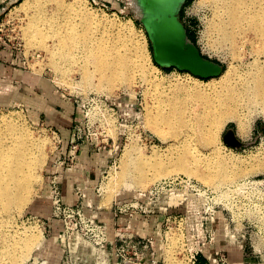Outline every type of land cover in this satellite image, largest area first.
Returning a JSON list of instances; mask_svg holds the SVG:
<instances>
[{
	"label": "rangeland",
	"instance_id": "rangeland-1",
	"mask_svg": "<svg viewBox=\"0 0 264 264\" xmlns=\"http://www.w3.org/2000/svg\"><path fill=\"white\" fill-rule=\"evenodd\" d=\"M55 1L57 0H0V47L17 50L21 57V66L27 73L41 79L43 83L52 85L58 95L66 96L72 102L75 111L74 119L77 122L74 127L80 125L83 119H91L93 122L108 119L110 125L109 134L113 138V140L109 141V145L115 149L113 160L109 164L110 167L103 174L100 185L94 189L95 203L91 204L85 201L84 205L87 206L88 211L93 209L98 212L100 220L107 222L110 226L114 221L115 202H119V200H135V198H141V200L149 199L150 189L156 184L150 183L146 188L138 187L132 178L135 172L132 176H129L130 179L123 175L126 178L123 177L126 182L122 178V181H124L122 184L120 183V175L123 174L128 150H132L131 158H136L134 163L139 164L134 165V168L140 165L149 167V163H152L154 159L163 163L164 167H172L173 163H175L174 161L177 162L176 154L178 153L169 148V144L154 132L155 128L161 124V110L164 112L163 107L167 91L175 88H185L193 100H196L193 98L196 95L212 96L218 89H221L225 80L224 76L230 71L229 68L233 67L232 75L236 76L238 74L236 72L238 66L243 65L242 58H246V61H253L252 48L257 50L264 45L261 41L252 43L249 41L254 37L253 30L248 29L249 27H242L237 29L235 33L233 32L234 40L232 43L220 42L215 37L213 38L208 33L207 27L213 18L210 4L214 0H187L181 11V18L188 30L189 38L198 45L205 57L221 63L224 67V75L218 76L217 82L209 85L210 79H202L176 68L165 69L154 63L151 43L142 24L140 11L132 0H81L82 9L94 16V19H106L109 23H121L132 26L133 36L138 42L139 64L146 74L145 77H139L138 75L130 84H125L128 86L118 85L120 87H112L117 84L114 83L111 88L109 87L106 90L90 89L86 87L79 66L71 62L64 63L61 70H56L53 66L52 58L49 57L46 51L48 47H52V39H47L43 47L38 43L27 42L28 38L30 40V31L28 29L32 25V21H35L36 18L39 19L37 14L40 15L41 12H46L47 15L52 16V13L61 9L56 5ZM72 1L64 0L66 4ZM41 2L44 3L40 4ZM73 17L77 19L78 16L73 15ZM66 19L67 15L60 17L62 23ZM97 24L95 23L94 25L95 30ZM46 28L48 29L50 26ZM244 35H247V40L243 39L242 36ZM39 45L41 46L39 47ZM24 95L23 103H14L0 110V120L14 119L25 123L33 133L32 135L42 143L46 153V162L40 172V181L34 189V200L29 206L24 208L21 216H19L23 230L29 231L28 233L36 232L41 236L44 234L43 242L31 251L30 257L25 263L98 264L97 260L99 261L100 257L96 252L105 250L107 258H105L104 264H115L116 254L113 242L107 243V246L103 248L101 244H95V238L91 233L79 226L69 230L72 235L69 234L67 236V248H63L65 239L59 236L62 234L60 232H64L63 223L59 221L61 227H56L57 223L52 219L50 222L53 225L52 229V227L47 225L49 221L44 219L52 211V200L49 213L36 211V208L33 209L38 196L45 189L48 167L51 157H53L57 148L59 137L58 130L54 127V124L50 127L47 123L39 120L46 119L47 115L44 112L40 113L37 100H34L32 95L27 92ZM190 105L200 106L197 102H190ZM248 121L251 127L250 133L246 137L239 134L235 122L228 121L226 123L224 128L219 131V137L216 140L217 155L229 162L228 166L231 173H241L242 171L239 170L246 169L243 172L246 175L243 179L246 178V181L253 184L256 181H262L261 184H255L261 190L257 192L251 189L250 187H253V185L249 184L245 186L248 189H243L244 192L239 190L240 188L237 189V187L233 186H230L227 191L226 188L224 192H220L207 187L196 179L200 185L214 191L216 200L214 203H208L204 195L201 194L192 197L196 199L195 203H192L194 208L198 210L204 209L203 211L206 212L204 214L206 218H201L198 222L200 230L207 232L214 230L216 232V241L208 256H215L218 252L226 251L231 264H244L245 258L251 255L252 252L254 234L244 231L243 220L246 218L255 219L259 227L264 230V113L255 111L250 114V117L248 115ZM230 131L238 133L236 138L244 145L233 146L226 142L224 136ZM169 156L172 159H169ZM204 163L206 161L200 160L193 161L190 164L200 167ZM260 166H263V169L257 170ZM151 169L153 170L154 168L152 167ZM149 173H152V171L148 170ZM163 179L166 178L161 180ZM109 180L110 182L113 181V185L110 188H106ZM118 184H121V186ZM109 191L112 193H109ZM245 191L248 192L246 193ZM103 192L106 193L103 194ZM108 193L110 197L112 195V198L109 197ZM183 198L184 201L174 205L171 203L167 207L169 214L176 210L186 214V201L188 202L189 199L187 197ZM158 203L160 205L161 201ZM160 212H164V210L161 209ZM111 216H113L112 219ZM161 217L164 218L163 216ZM158 223L161 225L157 232L151 233L157 241L156 263L151 259L146 264H169L170 260H176L182 262V264H190L187 255L183 253L184 236L181 230L166 229L163 220L158 221ZM175 227L178 228L177 226ZM237 232L238 234H234ZM174 234L178 238L173 236ZM70 235L72 236L71 241L69 239L71 238ZM170 235L173 236L174 242L172 245L174 247L172 250L169 249L170 252L168 253L167 246ZM142 236L146 235L142 234ZM262 236L264 240V235H260L256 240ZM175 241L178 243H175ZM48 246L49 248H47ZM261 246L264 249V245ZM228 248H231V256ZM241 250L243 253L242 258L240 256Z\"/></svg>",
	"mask_w": 264,
	"mask_h": 264
},
{
	"label": "bare ground",
	"instance_id": "bare-ground-1",
	"mask_svg": "<svg viewBox=\"0 0 264 264\" xmlns=\"http://www.w3.org/2000/svg\"><path fill=\"white\" fill-rule=\"evenodd\" d=\"M132 1L140 10L138 1ZM55 2L61 8L58 12L52 13V16L41 12L40 15L37 14L39 19H30L32 25L28 29L30 40L28 38L27 42L38 43L43 47L47 39H52V47H48L46 51L56 70H61L64 63L71 62L79 66L86 87L95 90H106L114 83L117 84L112 87L128 86L125 84H130L138 75L145 77L144 69L139 64L138 42L133 36L132 26L109 23L106 19H94V16L82 9L81 0H73L67 4L64 0ZM42 3L44 2L40 4ZM210 6L213 18L207 30L213 38L220 42L232 43L233 32L242 27H249L254 35L249 41H261L264 45V0H214ZM62 15H67L63 23L60 20ZM73 15L78 16L77 19H74ZM95 23H98L96 30ZM46 25L50 28L47 29ZM242 37L247 40V35ZM251 52L253 61L242 58L243 65L235 70L238 72L236 76L232 75L233 67L229 68L221 89L212 96L196 95L193 97L196 100H193L185 88L167 91L164 112L161 110V124L154 132L169 144V148L178 153L177 162H172V167H164L163 163L154 159L149 163L153 170L144 165L134 168V165L139 164L134 163L136 158H131L132 150H128L123 174L120 175L121 184L134 172V180L131 179L140 188L179 174L195 178L220 192H224L226 188L227 191L230 186L241 189L250 184L246 178L243 179L246 169L233 174L229 170V162L217 155L216 140L219 131L228 121L237 124L241 136H248L251 127L248 115L250 117L255 111L264 113V46L257 50L252 48ZM218 79L211 78L209 85L215 84ZM190 102H197L200 106L195 107L190 105ZM32 134L30 128L22 121L0 120V264H26L31 251L44 239L43 232L42 236L36 232L28 233L29 231L21 228L19 221L24 208L34 200V189L40 181V172L46 162L44 146ZM200 160L206 163L200 167L190 164ZM262 169L263 166H260L257 170ZM148 170L152 173L148 174ZM108 182L106 188L113 185V181ZM261 183L262 181L255 182ZM253 188L258 191L256 187ZM192 197L194 196H191L189 202L190 210L196 200ZM157 205L154 200H148L144 207L150 211L155 210ZM173 236L168 237V253L169 249L174 247ZM260 245H264L263 239L262 242L257 240V246ZM96 254L100 257L98 264H104L107 258L105 250H98ZM170 261L169 264H182L176 260Z\"/></svg>",
	"mask_w": 264,
	"mask_h": 264
},
{
	"label": "built area",
	"instance_id": "built-area-1",
	"mask_svg": "<svg viewBox=\"0 0 264 264\" xmlns=\"http://www.w3.org/2000/svg\"><path fill=\"white\" fill-rule=\"evenodd\" d=\"M109 128L110 125L108 119H102V121L100 120L98 122H93L91 119H83L80 125L75 127L68 155L61 158L54 167V173L50 182L52 211L49 216L44 219L49 221L47 225L52 227V229L53 225L50 224L52 219L63 223L64 232H60L62 234L59 235L65 239V244L62 243L64 244L63 248H67V236L69 234L72 235V233H69V230L75 229L79 226L82 227V229H85L88 233H91L95 238V244L107 246V243L113 242L116 254L115 264H146V262L151 261V259L156 263L157 241L154 236H152L150 232H135L134 230L125 228L120 224V219L122 217L133 219L141 214L150 217L160 214L159 216L164 217L163 223L165 224L166 229L181 230L182 235L184 236L182 245L183 253L187 255L190 264H202V257L206 258V262L203 264H231L226 251L218 252L215 256H208L210 249L216 241V232L214 230L211 232L200 230L198 222L201 218H206L204 216L206 212L203 211L204 209L198 210L194 208V206L190 210L189 202L191 196L195 197L200 194L204 195L208 203H214L216 197L214 191L200 185V183L194 178L185 175L169 177L157 182L151 187L149 199L141 200V198H135V200H119V202H115L113 212L114 221L110 226L107 222L100 220L98 212L90 208L91 211H88L87 206L84 205L85 196L83 194V189H77L79 198L76 204L72 205L65 201L59 175L60 167L67 162H75L81 151L82 144L86 142H96L99 149H105L108 147L109 151L114 155L115 149L109 145V141L111 139L113 140L109 134ZM250 185L261 190L258 185L253 183H250ZM245 186L239 190L248 189ZM253 187L250 188L254 190ZM245 192L247 193L248 191ZM183 197L189 199L188 202L186 201V214L184 212H179V210L173 211L169 214L170 212L167 211V207H169L171 203L174 205L180 203V201H184ZM148 200H154L156 203L161 201V203L160 205L158 203L155 210L147 211L144 206ZM161 209L164 210V212H160ZM243 223L244 231L246 233L250 232L251 234H254L252 252L251 255L245 258L244 264H264V249L261 245L257 246L256 240L260 235H264V230L259 227L258 222L255 219L246 218L243 220ZM206 229L209 230L208 228ZM238 232L234 234H238ZM141 233L146 236H142ZM262 237L259 238L258 241L261 242L263 239ZM69 239L71 241L72 236ZM214 260L216 261L214 262Z\"/></svg>",
	"mask_w": 264,
	"mask_h": 264
},
{
	"label": "crops",
	"instance_id": "crops-1",
	"mask_svg": "<svg viewBox=\"0 0 264 264\" xmlns=\"http://www.w3.org/2000/svg\"><path fill=\"white\" fill-rule=\"evenodd\" d=\"M21 65V57L17 50L0 47V110L14 103H23L24 94L27 92L32 95L34 100H37L40 113L44 112L47 115L46 119L39 120L47 123L50 127L54 124L58 130V145L48 167L45 189L38 196L33 207V209L36 208V211L49 213L51 210L50 182L57 162L68 155L75 132L74 126L77 124L74 119L75 111L72 102L66 96L58 95L52 85L43 83L41 79L27 73ZM98 147L96 142L82 144L77 160L71 163L67 162L60 167L59 175L64 199L67 203L75 204L77 202L79 198L77 189H83L87 203H95L94 189L100 185L101 178L106 169L110 167L109 164L112 163L114 156L108 147L105 149ZM160 220L162 221L163 218L159 215L150 217L141 214L133 219L122 217L120 224L135 232L156 233L161 225L158 223ZM54 222L57 223L56 227H61L59 221ZM228 250L231 256V248ZM240 256L241 258L243 256L242 250ZM205 262L206 258L202 257L201 263Z\"/></svg>",
	"mask_w": 264,
	"mask_h": 264
},
{
	"label": "water",
	"instance_id": "water-1",
	"mask_svg": "<svg viewBox=\"0 0 264 264\" xmlns=\"http://www.w3.org/2000/svg\"><path fill=\"white\" fill-rule=\"evenodd\" d=\"M144 29L152 47L154 63L162 68H176L202 79L220 76L221 63L204 56L188 35L181 18L187 0H137ZM230 131L224 140L233 146L244 145Z\"/></svg>",
	"mask_w": 264,
	"mask_h": 264
}]
</instances>
